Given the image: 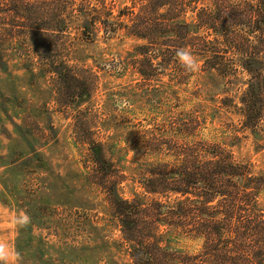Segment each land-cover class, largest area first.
<instances>
[{"label": "rangeland", "instance_id": "obj_1", "mask_svg": "<svg viewBox=\"0 0 264 264\" xmlns=\"http://www.w3.org/2000/svg\"><path fill=\"white\" fill-rule=\"evenodd\" d=\"M108 3L115 15L133 6L132 0ZM88 18L77 14L66 34H48L46 52L55 66L99 77L90 98L68 105L59 96L61 81L47 71L45 52H35L26 31L15 35L0 25V243L9 252L0 264H132L105 193L87 180L91 140L103 143L127 176L119 189L125 199L143 192L138 181L154 160L146 154L148 135L192 115L205 121L202 138L264 173V131L244 128L237 109L225 105L227 98L239 102L245 76L231 81L195 56L198 70L184 83L171 67H160L147 87L134 68L122 66L143 41L124 32L85 40ZM260 200L264 209V192ZM21 212L29 217L24 228L12 223ZM199 246L184 237L175 243L184 251Z\"/></svg>", "mask_w": 264, "mask_h": 264}, {"label": "trees", "instance_id": "obj_2", "mask_svg": "<svg viewBox=\"0 0 264 264\" xmlns=\"http://www.w3.org/2000/svg\"><path fill=\"white\" fill-rule=\"evenodd\" d=\"M108 1L0 0V25L15 35L26 31L35 52H45L41 57L61 81L59 96L67 105L90 98L99 77L82 78L67 64L55 66L47 39L49 33L66 34L70 21L85 13V40L124 32L143 41L122 66L134 68L147 87L160 67H171L180 83L193 75L181 65L180 49L231 81L245 76L239 102L227 98L225 105L237 109L244 128L264 131V0H132L118 15ZM204 123L192 115L148 135L146 154L154 160L138 181L143 192L132 199L121 196L127 176L108 158L105 145L88 142L87 180L105 193L132 264H264V173L202 138ZM180 237L197 241L199 249L176 248Z\"/></svg>", "mask_w": 264, "mask_h": 264}, {"label": "clouds", "instance_id": "obj_3", "mask_svg": "<svg viewBox=\"0 0 264 264\" xmlns=\"http://www.w3.org/2000/svg\"><path fill=\"white\" fill-rule=\"evenodd\" d=\"M181 65L186 71L194 72L198 70V61L196 57L187 49H180L177 52ZM12 223L18 228H24L29 223V217L23 212L20 213L19 217H13ZM18 255V254H16ZM9 258V252L7 246L4 243H0V262L7 261Z\"/></svg>", "mask_w": 264, "mask_h": 264}]
</instances>
